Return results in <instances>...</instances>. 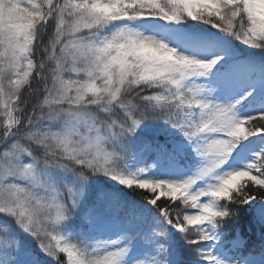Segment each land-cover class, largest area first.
Wrapping results in <instances>:
<instances>
[{
  "label": "snow or ice",
  "instance_id": "snow-or-ice-1",
  "mask_svg": "<svg viewBox=\"0 0 264 264\" xmlns=\"http://www.w3.org/2000/svg\"><path fill=\"white\" fill-rule=\"evenodd\" d=\"M0 264H264V0H0Z\"/></svg>",
  "mask_w": 264,
  "mask_h": 264
},
{
  "label": "trees",
  "instance_id": "trees-1",
  "mask_svg": "<svg viewBox=\"0 0 264 264\" xmlns=\"http://www.w3.org/2000/svg\"><path fill=\"white\" fill-rule=\"evenodd\" d=\"M25 95H27V93H25Z\"/></svg>",
  "mask_w": 264,
  "mask_h": 264
}]
</instances>
